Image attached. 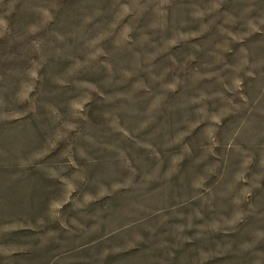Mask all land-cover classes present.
<instances>
[{"label":"rangeland","instance_id":"rangeland-1","mask_svg":"<svg viewBox=\"0 0 264 264\" xmlns=\"http://www.w3.org/2000/svg\"><path fill=\"white\" fill-rule=\"evenodd\" d=\"M0 264H264V0H0Z\"/></svg>","mask_w":264,"mask_h":264}]
</instances>
